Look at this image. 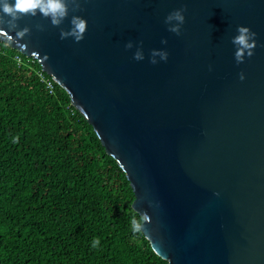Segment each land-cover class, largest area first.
<instances>
[{
  "label": "water",
  "instance_id": "95a60500",
  "mask_svg": "<svg viewBox=\"0 0 264 264\" xmlns=\"http://www.w3.org/2000/svg\"><path fill=\"white\" fill-rule=\"evenodd\" d=\"M181 7L176 35L164 21ZM73 15L87 20L79 42L60 38ZM17 23L30 32L0 30V43L68 94L124 172L158 257L264 264V0H80L58 27L41 15ZM237 25L257 33L239 64ZM161 48L167 61L150 63Z\"/></svg>",
  "mask_w": 264,
  "mask_h": 264
},
{
  "label": "trees",
  "instance_id": "16d2710c",
  "mask_svg": "<svg viewBox=\"0 0 264 264\" xmlns=\"http://www.w3.org/2000/svg\"><path fill=\"white\" fill-rule=\"evenodd\" d=\"M38 72L0 43V263L167 264L130 229L140 216L124 172Z\"/></svg>",
  "mask_w": 264,
  "mask_h": 264
},
{
  "label": "clouds",
  "instance_id": "9594fccd",
  "mask_svg": "<svg viewBox=\"0 0 264 264\" xmlns=\"http://www.w3.org/2000/svg\"><path fill=\"white\" fill-rule=\"evenodd\" d=\"M72 3L75 8H80V0H0V30L7 32H14L18 38L25 37L30 32L28 27L18 30V21L25 15L37 16L41 15L47 18L51 25L60 26L65 19L69 17V3ZM186 9L181 7L174 9L165 17V24L168 26V31L181 34L182 26L185 22ZM69 28L67 30L61 29L60 38H72L75 42H79L84 38L87 29V20L80 15H73L69 21ZM236 35L232 37V44L235 48L234 59L237 64L244 62L245 57H251L254 49L257 46V33L252 31L248 26L237 25ZM161 44L166 45L167 40L162 39ZM132 43L125 44L126 49L132 48ZM168 51L165 48L152 49L149 61L152 64H157L160 61H167ZM133 58L137 61L145 59L142 46L137 47L133 53ZM159 58V59H157ZM241 80H244V74L240 73ZM17 137L13 138L15 143ZM219 195V193H216ZM149 207L153 206L151 200L148 201ZM130 229L133 233L142 231L145 221L143 216H132L130 218ZM99 240L94 238L92 240V247H96Z\"/></svg>",
  "mask_w": 264,
  "mask_h": 264
},
{
  "label": "built area",
  "instance_id": "2783aa9c",
  "mask_svg": "<svg viewBox=\"0 0 264 264\" xmlns=\"http://www.w3.org/2000/svg\"><path fill=\"white\" fill-rule=\"evenodd\" d=\"M16 59H17V62L20 63V60L18 58H16ZM38 77H39L40 81L45 84L46 88L49 91H52L54 81L51 80L50 77H47V75L43 71L38 72Z\"/></svg>",
  "mask_w": 264,
  "mask_h": 264
}]
</instances>
